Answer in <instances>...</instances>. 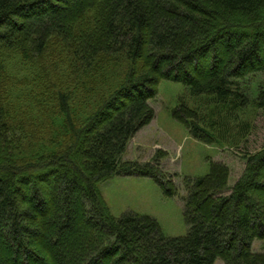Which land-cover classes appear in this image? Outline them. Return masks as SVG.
<instances>
[{
  "label": "trees",
  "instance_id": "obj_1",
  "mask_svg": "<svg viewBox=\"0 0 264 264\" xmlns=\"http://www.w3.org/2000/svg\"><path fill=\"white\" fill-rule=\"evenodd\" d=\"M259 74L264 0H0V264H264V149L232 188L221 167L189 181L184 237L115 218L99 188L141 172L162 183L123 161L161 83L205 100L172 113L193 138L228 143L252 132L236 114ZM255 99L264 109V89Z\"/></svg>",
  "mask_w": 264,
  "mask_h": 264
},
{
  "label": "rangeland",
  "instance_id": "obj_2",
  "mask_svg": "<svg viewBox=\"0 0 264 264\" xmlns=\"http://www.w3.org/2000/svg\"><path fill=\"white\" fill-rule=\"evenodd\" d=\"M224 51L225 49L219 50L220 57H223ZM205 56L203 54L200 61L207 65ZM46 63L51 66L48 59ZM201 69L205 71L204 68ZM244 83L248 87L243 91H247L252 103L246 111L236 115L241 123H249L252 132L249 136L238 138V130H234L228 143L217 140L204 143L193 138L189 127L183 121L175 119L172 113L184 103L204 108L205 100H191L187 90L180 84L163 82L159 85L157 96L150 101L155 118L130 140L123 161L139 163L142 167L150 165L163 176L162 183L159 185L153 175L146 176L141 172L129 174L130 176L116 175L100 184V191L112 216L120 218L129 212L149 216L159 223L166 237H184L188 231L184 218V199L189 195V181L206 177L215 168L221 167L229 170V187L235 186L244 175L247 157L264 149V109H257L254 104L260 89H264V75H251ZM96 97L95 95L92 99L95 100ZM203 111L207 114L204 109ZM59 185L60 177L54 179L53 183L56 190H59ZM230 192L227 191L226 194ZM22 195L31 198V194L25 189L22 190ZM54 196L58 198L57 193ZM45 201L49 202L47 194ZM92 224L95 228L96 224ZM3 240L5 238L0 236V242L4 243ZM254 250L264 256V240L257 241ZM216 264L225 263L219 260Z\"/></svg>",
  "mask_w": 264,
  "mask_h": 264
}]
</instances>
